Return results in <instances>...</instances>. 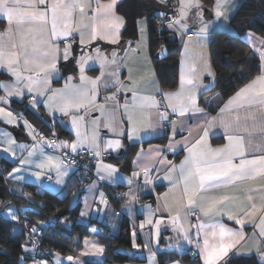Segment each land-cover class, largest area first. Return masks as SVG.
Here are the masks:
<instances>
[{"label": "snow or ice", "instance_id": "6c2138e0", "mask_svg": "<svg viewBox=\"0 0 264 264\" xmlns=\"http://www.w3.org/2000/svg\"><path fill=\"white\" fill-rule=\"evenodd\" d=\"M26 2L34 10V14L17 26V33L24 41L19 45L20 50L17 51L18 45L13 42L11 51H8L7 38H10L12 32L10 27L5 32H0V73L8 77L0 81V121L9 125L15 123L17 127L23 126L32 143L29 145L17 142L8 132L0 134L3 136L0 141L2 152L13 163L19 160L7 176H3V173L0 176L5 181L23 182L30 175L37 182L40 194L51 183L63 188L80 168H84V174L76 175V180L73 181L74 184L90 181L86 188L81 189L86 193L84 208L79 213L81 218L89 216L90 211H107L109 195L116 200L126 197L127 206L122 209L121 214H131L135 201L142 194H150L156 187L165 186L167 182L166 191L158 195L155 208L151 204L140 206L144 209V219L138 227L141 232L147 230L148 239L143 247L148 250V264H160L158 254L161 260L166 258L165 264H181V259L177 257H183L189 249H194L192 254L198 264H229L234 256L249 254L255 255L256 264H264V192L259 189L251 190L258 193L257 200L248 190L236 187L237 181L248 178L246 168L257 161H264V156H250L246 151L240 152L237 144L227 150L228 154L223 162H220L219 156L212 157L205 152L203 145L206 143L210 147L211 140L217 135L215 117H208L207 111L220 114L226 110H235L226 109L224 104L216 109H212L207 103L205 108L200 107V97L207 90V86L201 83L203 78L207 76L214 80L208 59L201 56L202 69L195 62L187 63L186 66V61L181 60L178 90L161 91L155 71L150 66L151 57L143 56L150 45L147 33L153 21L149 17L134 20L132 35L136 39L124 40L128 23L119 12L123 0H111L110 13L104 8L109 0H87L86 18L95 24L97 33L92 35L89 32L91 38L88 42H85L82 29L70 31L67 35L52 34L48 44L55 42L57 46V55L53 61L49 58L47 45L41 43V40L49 27L55 28L59 23L56 10L63 0ZM166 2L167 0H158L156 7V20L161 24L158 31H169L174 37L179 36L185 52L189 51V45L193 41L207 47L215 31L228 26L239 7L232 5V0H213L212 8H207L201 0H179V8L173 9V15L166 7H162ZM3 3L5 0H0V5ZM81 11H84L83 5ZM0 17L5 20L6 25L9 24L3 7H0ZM110 17L114 23L109 22ZM193 20L195 24L192 23ZM31 24L41 26L35 39L31 32L25 34L21 31L25 25ZM243 39L253 49L250 59L258 60V64L252 69L258 70V74L252 76V71L247 73L248 82L229 97V101L236 108H244L249 104L264 108V36L249 30ZM64 46H67V52L62 50ZM166 51L161 46L158 57L166 58L163 55ZM94 53L103 55L110 62L108 75L112 78L103 86L98 81L96 88L92 89L80 79V61L82 57L85 58V74L93 66L102 67ZM68 65H72L74 71L65 75L61 68L67 71ZM33 76L35 79L29 83ZM100 79L103 80L104 77ZM61 80V87L54 88L53 85L61 83ZM110 89H115L111 95L101 94ZM25 98L29 101L25 111H32L37 119H41L40 108L48 113L49 119L41 120L47 134L43 130L37 132L30 121L20 119L21 113L11 110L13 102L24 103ZM153 111L158 113V123L152 122ZM194 116L206 117L202 123H209L211 130L203 129L194 142L181 143L177 137L184 130L177 126V120L191 119ZM57 127L63 129L69 138L60 139ZM156 138L166 139L167 143L149 144L145 151L143 143ZM223 139L227 144L232 136L224 133ZM236 139L242 143L244 138L239 136ZM125 141L128 142V147L125 146ZM197 144L201 145L200 149L196 148ZM137 145L139 151L132 161L133 170L129 175L125 176L120 167L106 163L114 154V158L119 159L121 150L127 152L129 147ZM180 151L186 155L177 166L168 157L176 156ZM21 156L24 158L21 159ZM84 157L88 158V164L78 162V158ZM149 159H155L157 164L141 168V160ZM122 185L128 191L109 194L105 190ZM140 185L144 186L142 190ZM9 191L30 200V194L12 189ZM78 196L79 192L74 195V200ZM92 205L96 207L93 208ZM5 215L12 222L20 220L18 212L11 208ZM225 220L231 222L232 226L225 223ZM246 227H251L252 232H246ZM12 231L15 233L17 230ZM90 231L96 233L100 230L92 228ZM165 231L171 235L162 237ZM27 235L39 236L41 233L33 226ZM132 236V247H140L135 243L136 225L133 226ZM162 238L164 247L160 243ZM250 238L256 240L253 247L241 251L240 246ZM220 245H224L223 252L214 257V250ZM20 249L22 254L18 264H24L27 260L33 261V264H84L81 257L100 256L105 251L102 245L88 238L83 240V249L75 256L61 257L59 253H51L50 250L38 252L39 244H33L31 240L21 243ZM78 249L79 245L74 251ZM37 256H50L52 259L37 261Z\"/></svg>", "mask_w": 264, "mask_h": 264}, {"label": "crops", "instance_id": "0c3cea01", "mask_svg": "<svg viewBox=\"0 0 264 264\" xmlns=\"http://www.w3.org/2000/svg\"><path fill=\"white\" fill-rule=\"evenodd\" d=\"M170 1L174 2V4L179 8V0H167L166 4H168ZM145 5L147 6L148 10L154 11V14L156 15V7L158 0H143ZM201 3L204 4L207 8H212L213 7V0H201ZM241 1L240 0H232V5H239L240 6ZM84 6V11H81V6ZM230 5V7L232 6ZM0 7H3L4 14H6V18L9 20V24H5V20L0 17V32H5L6 28H11L12 32L10 34V38H7V43H8V51H11V44L13 42L17 43V51L20 50L19 45L23 43V39L20 35L17 33V26L20 24L22 20L29 19L33 16L34 10L29 6V4L26 2V0H5V3L0 5ZM104 8L110 13L111 12V0H109L108 3L104 5ZM239 8V7H238ZM238 10V9H237ZM236 10V12H237ZM57 17L59 19V23H57L55 28L49 27L47 31L44 32L43 38L41 40V43L47 45L49 52H50V59L55 60L56 55H57V46L55 45V42L52 44H48V40L50 39V36L52 34H55L57 36L60 35H67L70 31H75L76 29H82L84 34H85V42H88V40L91 38L88 33L91 32L92 35H95L98 31L97 27L95 24H93L88 18H86V11H87V0H63V2L57 7ZM235 12V13H236ZM121 13V12H120ZM122 14V13H121ZM235 15V14H234ZM142 17H147L146 15H143L139 18ZM232 20V19H231ZM109 22L114 23L115 21L110 17ZM49 23H52V21H49ZM193 24H195V21H192ZM87 25V27H86ZM40 25L36 24H31V25H25L23 29H21L22 32L27 34L28 32L32 33V38L35 39L37 30L40 28ZM217 31L221 32H226L228 34H236L234 31V28L232 26V23L230 21V24L226 26L223 29H217ZM249 30H245L242 35H241V40L245 42L243 39L244 34L248 32ZM253 32V31H252ZM214 36L209 43L207 47H203L199 44H197L195 41L190 43L189 45V51L185 52L184 45L180 39L179 36V44H180V50H179V57H178V77L181 71V60L186 61V66L187 63L195 62L197 67L202 69L203 67V61L201 60V56H204L208 59V62L211 65V70L214 73V80L212 78L205 76L202 80V84L207 86V90L203 91V94L200 97V107L205 108L206 103L211 105L212 109H216L218 106L221 104H224L227 108H233L235 109L234 111H225L220 114H216L213 111H207V116L208 117H215V126L217 127V135L214 139L211 140V146L209 147L206 143L203 145L205 152L212 157L219 156L220 157V162L224 161L225 156L228 154L227 150L231 149L234 144L239 145V151L240 152H247L250 156L251 155H261L264 156V108H261L260 105H246L244 108H236L234 104H232L231 101H229V97L233 96L234 93L238 90H236L234 93H232L229 97L223 98L221 93L216 89L217 85V72L215 70V67L213 65L212 61V44L214 41ZM257 34V33H256ZM259 35V34H258ZM148 39H149V34L147 33ZM124 40H127L126 38L123 37ZM246 43V42H245ZM248 44V43H247ZM249 48L253 52L252 47L248 44ZM63 51L67 52V46H64ZM102 57L98 60L102 67L98 68L96 66H93V69L88 71L86 74L84 72V66H81V72H80V79L85 82L86 85L91 86L92 89L96 88L97 82L103 86L108 80H110L112 77L111 75H108L109 73V61H107L103 55ZM143 56L146 58L147 56L151 57L150 60V66L152 69L155 71V78L158 82V86L161 91L164 92H172L175 90H178V83L176 87L173 88H163L162 87V82L157 74L154 61L150 52V45L147 49L146 52L143 53ZM14 60V57L12 58ZM11 63V60L8 61ZM69 67V65H68ZM61 71L64 72L65 69L62 67ZM258 72L256 73V75ZM67 75V74H65ZM127 75V73H125ZM104 77L103 80L100 79V77ZM255 76V75H254ZM8 77L0 73V81L6 80ZM96 78V79H93ZM35 77H30V81L34 80ZM57 82L53 85L54 88L59 89L62 84ZM248 82V81H247ZM245 82V83H247ZM244 83V84H245ZM243 86V85H242ZM241 86V87H242ZM36 91H42V89H36ZM115 89H110L107 92H102L106 93L107 95H111L112 92H114ZM24 102L26 104L29 103L27 98H25ZM195 100L193 98L192 104L194 106ZM11 110L13 112H18L14 110L11 107ZM39 112L43 113L44 115L48 116V113L43 109L40 108ZM20 113V112H19ZM49 117V116H48ZM239 117V119L237 118ZM21 120L25 119L23 115L20 117ZM206 120V117L202 116H194L191 119L189 118H183L180 120H177V126L181 127L184 131L182 132L181 136L177 137V140H180L181 143H191L194 142L202 133L203 129H209L211 130V125L207 122H203ZM152 122L153 123H158V113L155 111L152 112ZM16 128L20 129L25 133V137L20 136L19 138H24L26 139L25 141H29L30 137L27 134L26 129L23 126L17 127L14 124L9 125L6 124L2 121H0V134L4 132H8L12 135L14 139L17 140V142H20L16 136H14L13 132L11 131L10 128ZM38 132V131H37ZM227 133L232 136V139L228 141V143H225V140L223 139V134ZM239 136H243V142L241 143L239 140L236 138ZM60 139H67L66 137H61ZM206 139V138H205ZM3 140V136L0 135V141ZM32 141H30L26 144H31ZM167 143L166 139H150L146 140L143 143V148L145 151H147L149 144L152 145H164ZM7 146V145H6ZM125 146L128 147V142L125 141ZM197 149L201 148V145L197 144L196 145ZM139 151V146H132L129 147L127 152H124L121 150V153L119 155V159L114 158H109L106 160V163H111L114 164L118 167H120L121 172L126 176L131 173L133 170V165L132 161L136 159V154ZM224 155H221V154ZM235 155V153H232ZM19 156V152L17 153ZM26 155V153H25ZM186 153L183 151H180L178 155L172 156L169 155V159L173 160L177 166H179L180 161L185 157ZM178 156V158H176ZM21 159L24 157L21 156ZM5 159L10 161L13 166L11 169L7 172L6 176L8 175L11 170L17 166L19 163V160L17 159L15 163L11 159H9L8 155H5L2 152V145H0V169H1V161ZM241 159H246V157H241ZM110 160V161H109ZM216 162V161H213ZM157 164V161L155 159H149V160H141L140 162V167L145 168V167H151L152 165ZM127 168H126V167ZM245 173L247 175V179L244 181H237V188H243L245 190L249 191V194L254 195L257 197V200H259V195L256 192H252V189H259L260 192H264V161H257L254 165H251L246 168ZM73 179V176L71 180ZM70 180V181H71ZM69 181V182H70ZM13 183L17 184H32L36 186V181L34 180V177L28 175L25 178V181L23 182H15V181H10ZM68 182V183H69ZM68 185V184H67ZM66 185V186H67ZM88 185V184H87ZM86 185V187H87ZM166 185L167 182H165V186H160L156 187L150 194H142L141 198L137 201H135V205L133 208V212L131 214H128L125 212L124 214H121L122 209L127 206L126 201L127 198H123L121 200V204H119V207H116L113 203V199L110 200L109 196V206L107 211H102V212H97V211H90L89 216L81 218L79 215L78 223L86 225L89 223L90 220H95L97 222H100L102 225L94 224L89 227V230L92 228H96L100 231L93 233L90 231L92 234L84 237L88 238L90 240H94L98 242V244L104 245L99 241V237L103 236H113L117 234L122 226V223L124 221H128L131 236H132V230L133 226L136 225V238H135V243L140 246L138 248H133L130 250L133 254H137L140 258L144 259V261L141 262H135V263H124V264H148V250L143 247L145 242L148 239L147 236V230L144 232H141L139 229L138 225L139 223L144 219V215L142 214L144 212V209L141 208V205H146V204H151L153 208L157 206L158 200L157 197L158 195L164 193L166 191ZM64 186L61 188L60 186L55 185L54 183H51L50 185L46 186L44 189H47L50 192L53 193H59L62 190L65 189ZM143 185H140L139 188L142 190ZM105 190L111 194L112 192L116 193H123L128 191L126 186H119V187H113V188H105ZM235 189H229V191H234ZM75 195V194H74ZM72 195V196H74ZM86 193L83 192L81 199H82V204L80 207V211L84 208V197ZM72 199V198H71ZM77 199V198H76ZM247 203V201H245ZM91 207H96V205H92ZM225 223H228L230 226L231 222L225 220ZM245 231L248 233L252 232L251 227H246ZM171 233L168 231H165L162 233V237H168L170 236ZM83 239V240H84ZM83 240H82V248L83 249ZM256 240L255 238H250L245 244H242L241 251L245 250L246 248H252L253 245L255 244ZM132 243H133V236H132ZM161 247L165 246L164 239H161ZM223 247L224 245H220L214 250V257L217 255L222 254L223 252ZM71 255V254H70ZM61 257H66L67 255H61ZM241 257H247V256H255L253 254L249 255H239ZM184 257V255H183ZM183 257H177L178 259H181V264H190L186 262V260ZM237 257V256H234ZM81 259L84 261L85 259L89 260H94V261H102L104 259V253L100 256H94V255H89L85 257H81ZM157 259L160 260V264H165L166 258L164 260H161L159 254L157 255ZM163 261V263H162Z\"/></svg>", "mask_w": 264, "mask_h": 264}, {"label": "trees", "instance_id": "16d2710c", "mask_svg": "<svg viewBox=\"0 0 264 264\" xmlns=\"http://www.w3.org/2000/svg\"><path fill=\"white\" fill-rule=\"evenodd\" d=\"M240 1L241 4L231 20L236 34L217 31L212 44V61L217 72L216 89L223 98L229 97L244 85L249 79L247 73L252 71L258 64V60L250 59L253 52L248 44L241 40L242 33L245 30H251L264 36V0ZM169 3L174 4L172 1ZM119 12L125 16L128 23V31L123 36L126 39H136L132 35L134 20L146 15L153 21L148 34L150 52L157 74L163 88L176 87L178 83V57L180 50L178 37H174L169 31H158L161 24L157 22L154 11L148 10L143 0H123ZM161 46L167 50L163 54L166 58H160L157 55L161 52ZM73 71V66L69 65L64 74ZM257 72L258 70L252 71V76L256 75ZM241 73L245 75L242 76ZM26 106V102H13L11 104V107L30 121L38 132L43 130L47 134L45 124L41 120L47 121L49 117L39 112L41 119H37V116L32 111H25ZM56 132L60 138L63 136L67 139L69 138L60 127L56 128ZM1 165L0 173L6 176L13 164L3 159ZM76 175H73V179L61 192L53 193L43 189L40 194H38L35 185L5 181L3 176H0V264H18L19 257L22 254L20 244L30 240L29 235H27L29 233L28 229L23 227V225L39 226L43 223L47 224L41 243L44 250H50L51 253H59L61 255L71 254L75 256L79 254V250L82 248V240L92 234L89 227L94 224H102L95 220H90L86 225L78 223L82 204L81 196L84 192L81 189L86 188L90 181L74 184L73 181L76 180ZM9 189L30 194V200L22 198L20 195H13ZM77 192H79V196L72 203V195ZM110 200H112L111 196ZM112 201L116 207L121 204V200L113 199ZM9 208L18 212L20 216L19 222H12L8 217L4 216V210ZM21 209L23 211H19ZM65 220L66 222H64ZM13 229L17 231L13 233ZM99 241L104 245V259L102 261L85 259L84 264H124L144 261V259L130 251L132 249V236L128 221L122 223L117 234L101 236ZM77 245H79V249L74 251V249H77ZM4 253H10V255H5ZM183 258L190 264H198L196 258H191L188 255V251ZM41 259L51 260L52 257H40L39 260ZM24 264H32V261L27 260ZM229 264H256V257H233Z\"/></svg>", "mask_w": 264, "mask_h": 264}, {"label": "built area", "instance_id": "2783aa9c", "mask_svg": "<svg viewBox=\"0 0 264 264\" xmlns=\"http://www.w3.org/2000/svg\"><path fill=\"white\" fill-rule=\"evenodd\" d=\"M167 9H168V11L170 12V13H172L173 15H175V13L173 12V9H178V7L175 5V4H173V3H168L167 4ZM157 22H159L158 20H157ZM78 162L80 163V164H88V158L87 157H84L83 159H81V158H78ZM84 172H85V170H84V168H80L79 170H78V173H77V175H82V174H84ZM93 179H95V177H93ZM85 182H89L88 180H86ZM84 182V183H85ZM41 225H43V227H41ZM41 225H28L27 226V229H28V232L30 231V229L33 227V226H35V227H37L38 228V230L40 231V233H41V235H39V236H31V235H29V237H30V240L32 241V243L33 244H39V249H37V251L39 252V251H43L44 249L42 248V246H41V241H42V235H43V233H44V231L46 230V228H47V224H45V223H43V224H41ZM194 252V249H189L188 250V255L191 257V258H196L192 253ZM40 259V256H37L36 257V260L38 261ZM32 264H33V261H32Z\"/></svg>", "mask_w": 264, "mask_h": 264}, {"label": "rangeland", "instance_id": "374dc122", "mask_svg": "<svg viewBox=\"0 0 264 264\" xmlns=\"http://www.w3.org/2000/svg\"><path fill=\"white\" fill-rule=\"evenodd\" d=\"M93 55H95L96 56V58H97V60H99L102 56L100 55V54H96V53H94ZM85 58L84 57H82L81 58V61H80V63H81V66L83 65L84 66V64H83V60H84ZM102 95H107L106 93H101ZM15 136V135H14ZM18 139V138H17ZM19 140V139H18ZM20 142H23V143H28L29 141H30V139H29V141H25V140H19ZM110 161V160H109ZM76 201V199L74 200V196H72V199H71V202L72 203H74ZM8 211V209H6V210H4V216H6L5 215V213ZM7 217V216H6Z\"/></svg>", "mask_w": 264, "mask_h": 264}, {"label": "water", "instance_id": "95a60500", "mask_svg": "<svg viewBox=\"0 0 264 264\" xmlns=\"http://www.w3.org/2000/svg\"><path fill=\"white\" fill-rule=\"evenodd\" d=\"M158 4V3H157ZM162 7H166L167 8V4H164V5H162ZM11 129V131L13 132V134L19 139V140H26V139H24V138H19L20 136H23V137H25V133L22 131V130H20V129H16V128H10Z\"/></svg>", "mask_w": 264, "mask_h": 264}]
</instances>
